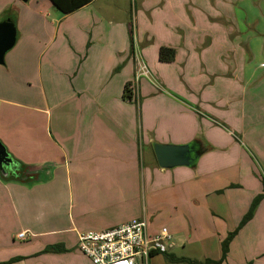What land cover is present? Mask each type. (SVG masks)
<instances>
[{"label":"crops","instance_id":"0c3cea01","mask_svg":"<svg viewBox=\"0 0 264 264\" xmlns=\"http://www.w3.org/2000/svg\"><path fill=\"white\" fill-rule=\"evenodd\" d=\"M138 1L130 19L95 0L68 14L0 3L17 28L0 64V142L30 166L26 179L0 172V262L94 264L80 232L145 216L172 234L166 253L207 264L264 192V0ZM155 142L207 150L166 169ZM55 244L65 250L42 252ZM218 264H264V197Z\"/></svg>","mask_w":264,"mask_h":264},{"label":"built area","instance_id":"2783aa9c","mask_svg":"<svg viewBox=\"0 0 264 264\" xmlns=\"http://www.w3.org/2000/svg\"><path fill=\"white\" fill-rule=\"evenodd\" d=\"M147 70L143 63L135 80L136 87ZM26 232L19 234L25 238ZM172 234L161 226L155 233L145 216L132 218L101 230L78 234L77 248L94 264H150L153 252L166 253L172 246Z\"/></svg>","mask_w":264,"mask_h":264},{"label":"water","instance_id":"95a60500","mask_svg":"<svg viewBox=\"0 0 264 264\" xmlns=\"http://www.w3.org/2000/svg\"><path fill=\"white\" fill-rule=\"evenodd\" d=\"M17 40V28L11 18L0 20V64L5 63V56L11 50ZM158 165L161 168H174L176 166H190L194 164L200 153L195 144H153ZM20 163L8 152L0 142V172L7 176L10 172L15 173L20 169Z\"/></svg>","mask_w":264,"mask_h":264},{"label":"trees","instance_id":"16d2710c","mask_svg":"<svg viewBox=\"0 0 264 264\" xmlns=\"http://www.w3.org/2000/svg\"><path fill=\"white\" fill-rule=\"evenodd\" d=\"M53 5L60 10L62 13L64 14H68L71 12H74L75 10L85 6L86 4L90 3L92 0H50ZM131 42L133 45L132 50L134 51V39H133V34H132V29H131ZM174 54H175V50L173 48L170 47H166V46H162L160 47L159 50V58L161 60L164 61H171L174 58ZM131 90L129 89V83L125 84V88H124V97L125 98H130L131 97ZM205 149H201L200 153H203ZM18 163H20L21 167L19 170H17L15 173H13V175L18 176L20 179H26L27 174H26V169L25 168H30V166L25 165L23 163H21L20 161L16 160ZM20 173L24 174L25 176H21ZM2 176H5L1 173ZM12 177V175H11ZM264 197V192L261 194H258L256 197H254V199L251 202V205L249 207V210L247 211V213L243 216L242 220L240 221V223L238 224V226L231 232L228 233V235L226 236L225 239H223L222 241V256L218 261H211V260H207V264H218L220 262H222L223 260H225V258L227 257V254L229 252V245L231 240L234 238V236L239 232V230L253 217L257 206L259 205V202L261 201V199ZM65 250L64 246L60 245V244H55V245H49L47 246L45 249L42 250V252H49V251H55V252H59V251H63ZM159 252H153L152 256L154 254H157ZM166 255H168V253H165ZM22 257H14L12 259H10L9 261H5V262H0V264H6L9 262H14V261H18L20 260ZM171 260L174 261H190L191 263H193L190 259L187 258H175L173 255H170Z\"/></svg>","mask_w":264,"mask_h":264},{"label":"rangeland","instance_id":"374dc122","mask_svg":"<svg viewBox=\"0 0 264 264\" xmlns=\"http://www.w3.org/2000/svg\"><path fill=\"white\" fill-rule=\"evenodd\" d=\"M23 1H24V4L26 5L25 0H23ZM3 2H5V0H0V3H3ZM103 2L106 4V6L108 8H111L113 11H115L118 14H121L123 16L124 15L127 16L128 19H130L131 16L133 14H135L136 8L139 7V1L138 0H95L94 6L96 4H101ZM33 3L34 2L32 0L31 4H33ZM16 7H14V8L17 9L18 7L17 8ZM0 18H2V16ZM37 60L38 59H35V58L33 59L32 62L34 63V66L38 63ZM41 62H42V60H41ZM234 137L237 139L239 138L237 133H234ZM25 165H27V164H25ZM25 169H27V168H25ZM177 248L178 249H176L175 251H176V255H178V256L190 254V252H191L190 250L192 249L191 246H189L186 249H183V247H177ZM165 255L163 253L161 254V256H162V258L166 264H188V262H179V261L171 260V258H170L171 254H168L166 256Z\"/></svg>","mask_w":264,"mask_h":264}]
</instances>
